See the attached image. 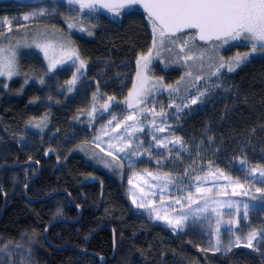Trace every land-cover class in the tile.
I'll return each mask as SVG.
<instances>
[{"label": "rangeland", "instance_id": "1", "mask_svg": "<svg viewBox=\"0 0 264 264\" xmlns=\"http://www.w3.org/2000/svg\"><path fill=\"white\" fill-rule=\"evenodd\" d=\"M21 1L26 2L24 5L36 4H28L26 12L0 17V48L5 50L0 52V59L11 55L10 49L14 50L17 72L11 79L7 75L0 76V90L7 91L12 81L23 76L22 58L37 56L42 60L40 76L49 79L39 89L42 108L53 114V107L61 109L68 104L74 109L72 118L75 127L66 130L58 126L51 132L53 115L42 112L26 123L25 129L20 131L22 133L9 132V136H14L24 148L33 147L47 133L49 143L73 145L76 153L89 166L100 171L105 178L123 183L133 211L143 215L151 224L168 229L178 238L188 237L190 243L204 254L225 257L236 248H245L255 251L264 263V193L256 191L264 189V178L260 177L259 171L250 172L253 168L264 169V165H252L244 152L236 156L224 155V163L216 159L218 149L211 137L210 122L205 126L202 138L183 134L184 126L195 112L208 107L211 109L210 103L214 102L216 94L224 96L228 90L224 73H235L251 61L262 59L264 50L258 47L253 53L250 42L245 40L230 41L218 47L214 46L220 45L219 41L200 45L194 40L181 51V44L190 33L178 35L175 43L165 41L163 47L158 45L153 49L152 33V57L147 66L150 71L139 67L133 58L113 66L109 55L105 60H95L89 70L85 62L80 68V61H84L82 56L77 60L75 56L63 54L61 45H68V50H74L79 56L82 46L91 41L94 32L103 34L113 28L110 25L106 28L101 18L102 9L97 7L92 12L88 9L79 12L81 10L77 6V10L72 7L74 11L65 12L61 4L53 0ZM0 3L12 2L0 0ZM24 5L15 3L13 7L21 10ZM25 16L30 18L25 20ZM69 24L75 26L69 27ZM34 41L42 44L51 42L55 46L49 50L48 58L35 47ZM245 53H249L248 58L234 71L223 68L216 75L212 74L220 63V57L227 62ZM185 55L192 59L185 60ZM50 59L56 61L51 69ZM78 68L80 71H77ZM138 71L148 78L146 87L149 91L141 97L130 98L133 85L140 79ZM56 72L58 74L53 76ZM51 76L53 78L50 79ZM73 76L77 79L73 95L68 98L71 94L68 81ZM176 88L179 90H172ZM104 93L116 98L115 105L107 111L104 110ZM200 93L204 95L200 96ZM194 97H199L196 104L191 103ZM130 100L132 107L128 106ZM129 115L134 119L126 121ZM88 128L90 131L86 130ZM161 128L164 130H157ZM79 129L83 132L80 133ZM158 141L166 147L159 146ZM121 148L124 150L118 151ZM242 160L244 164H241ZM225 177H231V181ZM237 180L244 188H236L233 195V182ZM197 188L207 191L197 192ZM189 194L191 200L188 199ZM203 197L208 198L207 207ZM177 200L179 203H176ZM229 201L240 204L238 214L234 208L225 206ZM140 203L146 206L138 207ZM244 204L249 205L247 219H244ZM218 212L220 215H217ZM157 214L167 219H156ZM184 215H187V220L181 227L174 229L167 223L168 219L175 222ZM229 220L233 223L229 224ZM217 228L220 230L221 250L205 251L216 244ZM254 231L257 235L252 240V247H246L247 237ZM237 237H240V246H232L228 251L229 242L234 245Z\"/></svg>", "mask_w": 264, "mask_h": 264}, {"label": "trees", "instance_id": "2", "mask_svg": "<svg viewBox=\"0 0 264 264\" xmlns=\"http://www.w3.org/2000/svg\"><path fill=\"white\" fill-rule=\"evenodd\" d=\"M13 1L0 3V17L26 12L36 4ZM15 3L25 8L15 10ZM61 6L65 12L74 11L67 4ZM108 12L104 10L101 18L106 28H113L103 34L94 32L79 52L89 70L95 60L108 55L112 65L118 66L127 59L147 56L151 48L148 18L136 10L122 12L127 17L117 25ZM20 62L23 76L12 81L7 91L0 90V264H99L100 258L105 264H264L255 251L245 248H236L225 257L204 254L188 237L178 238L151 224L133 211L123 183L89 166L73 145L49 143L47 133L31 148L20 146L8 133H22L39 113L50 114L40 103L39 89L49 80L40 76L42 60L33 56ZM223 78L228 88L224 96L216 94L211 109L195 112L183 134L202 138L210 122L219 153L213 150L216 159L224 163V155L244 152L252 165H264V56L235 73L225 72ZM104 94L109 109L116 98ZM53 109L50 131L58 126L73 130L74 109L68 104ZM104 226L114 233L112 258V232L103 228L93 234Z\"/></svg>", "mask_w": 264, "mask_h": 264}, {"label": "snow or ice", "instance_id": "3", "mask_svg": "<svg viewBox=\"0 0 264 264\" xmlns=\"http://www.w3.org/2000/svg\"><path fill=\"white\" fill-rule=\"evenodd\" d=\"M70 4H78L79 9L83 11L88 9L89 12L95 11L97 7L107 9L108 11L115 12L119 15V10L121 9H131L140 6L144 9L147 14L148 20L151 23L152 33H153V49L157 48L159 45L163 47L165 41L175 43L179 39L178 33H183L185 30H195L194 33L188 35V39L184 40L181 44V51L188 47L190 41L196 40L198 37L201 41H219L220 45L228 44L230 41L245 40L249 41L251 45L252 52H256L257 48L264 50V0H68ZM43 14V11H41ZM30 17L25 16L24 19L28 20ZM74 24H69V27H74ZM9 31L11 27L9 26ZM83 31V29H81ZM91 35V32H89ZM175 38V39H174ZM35 47L39 48L45 54V58H48V53L50 49L55 46L51 42L39 43L35 42ZM3 48H0V52H4ZM11 55L0 59V76L7 75L9 79L16 72V53L14 50H9ZM61 52L69 57L75 56L79 60V56L74 50L69 51L68 45H61ZM157 55L159 53L157 52ZM217 55L219 53L217 52ZM249 53H245L243 56L239 54L237 57L225 62L223 57H220V63L216 66V71L212 73L216 75L221 69L227 68L229 72L234 71L236 67L240 65L241 62L246 60ZM152 50L149 51L147 56H141L137 60V65L141 68H147L148 64L151 62ZM192 59L191 56L185 55V60ZM56 61L50 59L49 68L55 66ZM84 67V61H80V68ZM77 71H80L78 68ZM190 75V73H189ZM137 76L140 77L139 82L133 85V91L129 93V97H141L149 91L146 87L148 83V78L142 76L140 71L137 72ZM76 76H73L68 84L74 85L76 82ZM183 79V78H182ZM199 79V77H198ZM179 84V81L177 82ZM171 88V86H169ZM71 90V88L69 89ZM173 91H178L179 89H172ZM204 93H200L203 96ZM112 99V98H109ZM199 97H194L191 99L192 104H196ZM129 107L133 104L131 100L129 101ZM109 105H104V110L107 111ZM115 119V117H113ZM134 117L129 115L126 117L127 120H133ZM125 121V122H126ZM111 123V121H109ZM120 125H117L119 127ZM39 127V125H37ZM127 127H132L128 125ZM158 131H163L164 129H157ZM159 146L166 147L162 142H157ZM111 147V145H110ZM124 149H118V151H123ZM245 161H241L244 164ZM259 171L261 178H264V169L253 168L250 169L251 173H256ZM149 175H151L149 173ZM223 176V173H221ZM155 178V177H154ZM231 181V177H225ZM170 182V181H169ZM235 187L233 188V195L236 194V188H244L238 180L233 182ZM206 189L197 188V192H206ZM257 192L264 193V189H256ZM246 194V193H245ZM206 200L207 207V197H203ZM188 199L191 200V194H189ZM255 199V197H253ZM194 202V201H193ZM133 203H136L133 200ZM179 203V200L176 201ZM138 207H145L144 203L137 205ZM226 207L235 209L238 214L240 212V204L238 202L229 201L225 205ZM244 219H247L249 205L244 204ZM216 211V209H213ZM59 214V210L57 212ZM217 215H220L218 212ZM231 215V213H230ZM156 219H167L166 217H161L159 214L156 215ZM187 220V215L181 216L173 222L168 219L167 223L175 228L181 227L183 222ZM219 223V221H217ZM229 224L233 221L229 220ZM219 228H217V240L216 244L205 251L211 250L219 252L221 249L219 247L221 241L219 239ZM257 233L254 231L250 233L247 237L246 247H252V240L255 239ZM232 246H240V237H237L235 244L230 241L227 246V250L230 251Z\"/></svg>", "mask_w": 264, "mask_h": 264}, {"label": "water", "instance_id": "4", "mask_svg": "<svg viewBox=\"0 0 264 264\" xmlns=\"http://www.w3.org/2000/svg\"><path fill=\"white\" fill-rule=\"evenodd\" d=\"M138 10H139V12H141L142 14H145L146 16H147V14L145 13V11H144V9L142 8V7H140V6H137L136 7ZM189 31H195V30H185L183 33H186V32H189ZM183 33H178L177 35H179V34H183ZM197 39V41L200 43V44H202V45H206V44H208V43H210V42H216V41H201V40H199V38L197 37L196 38ZM30 163H32V162H30ZM34 164V163H33ZM36 165H37V163H35ZM5 167V166H4ZM7 167V166H6ZM17 167H19V165H17V166H13L12 168H17ZM35 178H36V176H35ZM78 213L80 214V211H78ZM103 228H108L111 232H112V236H113V249H112V255H111V258L114 256V254H115V237H114V233H113V231H112V229L111 228H109V227H99L98 229H96L94 232H93V234H95L97 231H99V230H101V229H103ZM92 234V235H93ZM99 264H105V259H102V258H100L99 259Z\"/></svg>", "mask_w": 264, "mask_h": 264}, {"label": "flooded vegetation", "instance_id": "5", "mask_svg": "<svg viewBox=\"0 0 264 264\" xmlns=\"http://www.w3.org/2000/svg\"><path fill=\"white\" fill-rule=\"evenodd\" d=\"M53 1H55V2H58V3H60V4H62V3H64V4H67V5H69V6H72L73 8H74V6H76V9H77V6H79V5H73V4H70L69 2H68V0H53ZM84 10H86V9H84ZM120 12V11H119ZM109 16H111V18H115L117 15L115 14V12H112V11H109L108 13H107Z\"/></svg>", "mask_w": 264, "mask_h": 264}, {"label": "crops", "instance_id": "6", "mask_svg": "<svg viewBox=\"0 0 264 264\" xmlns=\"http://www.w3.org/2000/svg\"><path fill=\"white\" fill-rule=\"evenodd\" d=\"M69 85V84H68ZM68 87V91H70L71 94H69V97H71L73 95V85H69ZM71 88V90H69Z\"/></svg>", "mask_w": 264, "mask_h": 264}, {"label": "bare ground", "instance_id": "7", "mask_svg": "<svg viewBox=\"0 0 264 264\" xmlns=\"http://www.w3.org/2000/svg\"><path fill=\"white\" fill-rule=\"evenodd\" d=\"M14 89V88H13ZM146 129V128H145ZM59 147V146H58ZM26 149V148H25ZM51 154V153H50ZM45 155V154H44ZM57 163V162H56ZM57 165V164H56ZM262 257V256H261ZM264 258V257H263Z\"/></svg>", "mask_w": 264, "mask_h": 264}]
</instances>
